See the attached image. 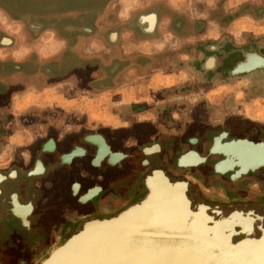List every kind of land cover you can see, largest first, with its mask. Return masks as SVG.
I'll list each match as a JSON object with an SVG mask.
<instances>
[{
  "label": "flooded vegetation",
  "instance_id": "af4514ba",
  "mask_svg": "<svg viewBox=\"0 0 264 264\" xmlns=\"http://www.w3.org/2000/svg\"><path fill=\"white\" fill-rule=\"evenodd\" d=\"M116 4L119 2L110 3L108 6L113 5L112 7H114ZM11 12L5 10L0 4V177L2 178L0 179V217L4 215L6 220H3L6 222L7 229L13 230V238L9 239L12 240L8 246L22 250V253L17 256L12 254L0 256V262H30L34 256L32 252L35 248H47L54 244L50 240L56 233H60L66 228L67 216L78 214L83 208H87L91 214L78 222L74 226V230L97 219L116 217L146 201L151 195L148 178L155 172H163L175 182L188 181L198 192L199 200L205 206L257 208L259 211L256 219L262 218L263 221L258 220L254 224L252 232L257 240L263 237L259 224L264 225V202L248 205L242 201L247 196L243 193H253V195L259 193L255 189V181L258 180L255 176H258V173L262 172L264 168L232 180L231 176L234 172L219 173L216 171V165L226 160V157L219 153H212V149L217 138H221V145L239 139H247L255 143L264 142V140L254 139L251 135L253 132L235 134L231 127H226L218 132L205 129L200 134H193L187 129L183 130L175 125L176 122L183 121L184 117H181V114L172 115L169 113L166 117L169 123L164 125L179 131L177 138L173 139L172 143L180 144L183 147L182 151L173 157L172 169L167 170L158 163L166 149L159 144L161 141L159 135L161 136L162 133L154 121L153 125L148 126H150V133L155 132L157 139L151 141L147 146L133 143L132 148H128L124 152L116 151L101 132L82 134L78 130H65L64 128L69 125L66 121L72 117L56 109L52 110L49 106L36 104L34 99L30 98L34 95H41L50 87L60 84L70 85L72 90L73 88L74 90L86 88L96 90L124 85L129 76L118 74L123 63L121 57L126 59L125 55L130 54L129 52L124 53L122 50L124 42L122 44L121 41H124V38L120 37L118 27L99 28L96 21L99 13L87 14V17L81 21H69L61 26L62 28L57 25L59 19H47L49 23L47 24L44 20L35 21L24 18L25 29H21L22 25L19 24L21 19L15 17ZM141 15L134 17L126 25L121 23L120 27L123 25V29H128L144 38L150 39L158 36L157 34L160 33L158 23L153 35L143 34L142 30L145 29L146 24L137 23ZM111 19H113V15H111ZM177 21L171 27V31L167 33L168 36H171V33L177 38L179 36L188 38L203 36L209 29L207 26L203 28L202 24H199L202 22L201 20L193 22L191 18L188 20L183 18ZM147 23H149L148 20ZM13 25L16 26L12 33L4 31V26ZM70 27L85 28V31L70 30ZM162 36L163 34L160 33V37L157 38L160 39ZM54 37L62 39L64 45L49 53L48 48ZM83 37L95 38V40L101 37L106 44L101 45V48L95 46L92 51H81L79 46L87 45L85 41H82ZM216 38L203 41L197 46L196 51H193L195 56L190 65L194 69V73L187 78L184 76L186 80L183 87L195 85L191 84L192 79H189L193 75L201 80L202 86L198 90L211 88L210 82H229L230 78L227 72L241 59V52L244 49L254 48L256 52L264 56V44L248 40L249 38L243 39L242 35L229 33L226 21L221 32L216 34ZM134 53L132 52L133 55L129 61L135 62L137 68H132L131 75H135L131 76V81L147 77L145 72L151 71V67L163 65L162 60L158 57L149 58L137 56ZM172 53L170 51L167 55L171 56ZM108 55L113 59V69L110 70L101 68L99 65L103 57ZM212 59H215L213 67ZM145 64L148 67H143ZM259 73L263 74L264 72H255V75ZM186 92H189L190 95L196 94L191 90ZM162 93H156L154 98ZM155 99L158 102L159 99L157 97ZM139 108L140 112L148 109L145 105ZM134 109L137 111V108ZM203 117L206 116H202L201 120L205 121L209 128L211 115L207 116V120H204ZM137 127H140L142 136L147 134V130L144 129L149 127L146 128L144 125ZM134 128L127 129V134L135 132L136 127ZM257 134L258 131L255 130V136ZM96 135H100L104 139L105 146H102L96 138L92 141L87 139ZM190 152L197 153L204 161L199 162L196 166H180V158ZM121 165L128 168L127 181L131 182L125 186L122 193H120L121 185H117V187L95 185L84 192L82 182L84 178L89 175L93 176L95 172L106 177L110 171L118 169ZM38 167H41L42 172H36ZM138 168L141 169V172L137 170ZM83 169L86 174H82ZM66 181L70 182L69 198L65 197L60 189L56 191L53 188L54 185L62 187ZM122 195L126 196L124 198L126 201L129 197L132 198L117 210L113 208L112 204L108 205L105 202L106 197L111 198L110 201H112L113 198L122 199ZM104 204L107 209L102 210ZM18 208L23 209L21 211H29V214L27 213L25 218L22 217L17 213ZM40 216H43L42 223L38 224L41 230H39L36 240L31 241L33 236L30 235L35 233L36 229L38 230L34 219ZM11 221L16 223L15 227H8V223ZM1 227L2 223H0ZM69 236L70 234L66 238L60 239L54 248L62 246ZM45 238L46 241H43Z\"/></svg>",
  "mask_w": 264,
  "mask_h": 264
},
{
  "label": "crops",
  "instance_id": "0c3cea01",
  "mask_svg": "<svg viewBox=\"0 0 264 264\" xmlns=\"http://www.w3.org/2000/svg\"><path fill=\"white\" fill-rule=\"evenodd\" d=\"M118 2L119 4H116L114 7H112L113 5L104 7L102 12H100L97 16L96 21L99 28L105 27L104 29H106L118 27V30H120V37L124 38V41H121L122 44L124 42L122 50L124 53L129 52L130 54L125 55L127 57L126 59L121 57L123 63L121 69L118 67L120 71L118 74L129 76L126 83L115 88L105 87L96 90L89 88L82 90H74L73 88L72 90L70 85L63 86L60 84L50 87L43 94L34 95L30 99H34L36 104H43L45 107L49 106L52 110L56 109L61 113L72 117L66 121L69 125L64 128L65 130H78L82 134L101 132L116 151H127L128 148H132L131 146L133 143L139 146H147L151 141L157 139L155 132L150 133L149 129H144L145 131L147 130V134L142 136L140 127H137L138 125L145 124L153 125L154 121L157 127L161 129L162 133L161 136L159 135L161 140L159 141V144L166 149L164 150V154L158 163L165 169L171 170L173 166V157H175L177 153H180L183 147L180 144L172 143L173 139L177 138L179 131L170 127H165L164 125L169 123L166 117L169 113H172L166 107L169 105L164 103L165 100L161 98L158 102H156L157 100L151 101V99L154 98L156 93H164L177 86L185 84L186 79L184 76L188 77L194 73V69L190 65L192 58L195 56L194 52L196 51L197 46H199L203 41L217 39L216 34L221 32V28L224 26L222 19H219L221 14L219 16H217V14H219V11L223 10V8H225L224 10L226 11H230L229 13H231V15H235L234 19H232V23H230V25L232 24L231 28L235 27V29L238 30L235 35H242L243 39L254 37L255 41L264 44V0H255V3L253 2L255 10H252L251 8L245 9L247 4H252L251 0H119L117 3ZM197 7H202L203 10L197 9ZM197 10H199V12H197ZM153 12L157 15L159 32L163 34L160 39L157 38L160 37L159 32V34H157L158 36H154V38L149 39L138 36L128 29H123V25L120 27L121 23L126 25L128 22H131L134 17H139L141 14H150ZM251 12L253 13L251 14ZM111 15H113V19H111ZM182 16L186 20L191 18L193 22L201 20L202 22H199V24H202L203 28L207 26L209 29L203 36L198 35L191 38L179 36L177 38L173 36V33L170 34L172 37L168 36L167 33L171 31L173 24L178 22L177 20L183 19ZM144 22L147 23L146 21ZM151 22L153 23L154 21L151 20ZM194 24L199 25L197 23ZM228 26L229 25H227V27ZM99 30L101 31L102 29ZM230 33L232 32L230 31ZM62 41V39L54 37L48 48L49 53L56 51L61 47V45H64ZM82 41H85L87 45L79 46L81 51H92L95 46L97 48H101V45L103 46V44H106L101 37H98L97 40H95V38L88 39L83 37ZM170 51L173 52L171 56L167 55ZM132 52H135L134 54L137 56L149 58L158 57V59L162 60L163 65L151 67V71L145 72L147 77L136 78L134 79L135 81H131V76L135 75H131L132 68H137L135 62L129 61L133 55ZM112 62L113 59L108 55L103 57V60L99 63V65L101 68L110 70L113 69ZM182 64H185L184 67H182ZM145 66H147V64L143 65V67ZM225 87L226 86L219 85L217 88L209 91L204 97L207 98V96H211V94L216 93L217 90L219 91ZM261 98L262 99H257V101L255 99V121L259 120V117H257L259 114L263 115L262 117L264 119V95ZM193 100L197 101L196 99ZM201 101L203 100L201 99ZM256 102L260 103V106H257ZM143 105L147 106L148 109L144 112H140L141 110L139 111V107ZM134 108H137V111ZM156 117L159 119L157 120ZM76 124L78 125L74 126ZM131 127H136L135 132L133 131L136 136L131 132L127 134V129ZM137 170L141 172L140 168ZM38 171H42L41 167H38L36 172ZM128 172L129 170L125 165H121L118 169L110 171L106 177L99 172H95L93 176L89 175L83 179L82 182L84 192L91 189L95 185H102L104 187H117V185H121L120 193H122L125 186L131 183L129 180L127 181V177L129 175ZM82 174H86L84 169ZM255 177L258 179L255 181V189H257L259 193L255 195V202H248L250 205H254V203L262 204L264 202V170L258 173V176ZM69 186L70 182L66 181L62 187L54 185L53 188L56 191L57 189H60L62 194L69 198ZM125 197V195H122V199L113 198L112 201H110L111 198L106 197L105 202L108 205L112 204L113 208L117 210L122 207L125 202L132 198L129 197L126 201L124 199ZM244 199L249 200V197ZM103 206L104 209L102 208V210H105L106 205L104 204ZM258 211L255 212V216L258 215ZM90 214L91 213H89L87 208H83L78 214L67 216L66 223L69 225H66V228L60 231V233H56V235L51 238L50 242H54V244L47 248L42 247L41 249H37L36 247L32 252L34 256L30 259V262L40 261L45 256L47 251L49 252L52 248H54L55 244L60 239L66 238L69 234H71L74 230V226H76V224H78L81 220L89 217ZM1 217L0 223H2V227L0 228V256H7L11 254H15L14 256L20 255L22 250H16L14 247L11 248L8 246L12 240L9 239L13 238V230L7 229V226L5 225L6 222L4 221L6 220V217L4 215ZM244 217L246 216H239V218ZM42 220L43 216L35 218L34 224L38 227V224ZM222 220L223 218L219 221ZM259 221H262V219H259ZM217 222L218 221L214 223ZM247 223L249 224L250 221L247 220V222H243L245 225ZM211 224H209L210 227H212ZM245 225L242 226V228L240 227L238 233H235L233 240H238L235 242H253L255 246L262 243L264 244V241L262 240V238H264V234L260 241H258L255 239L254 232H250L251 226ZM263 228L264 225L261 226V224H259V229L261 231ZM36 230L35 233L30 235L33 236V238L30 239L31 241L36 240L39 227L38 230ZM196 230L197 227H195L194 232H196ZM199 231L200 230H198V232ZM18 233L21 232L18 231ZM225 239L231 238L225 237ZM44 240L46 241V238L43 239V241ZM186 249L191 254L200 255V253H195L191 246L186 247ZM204 254L200 256H203L205 259L206 256H208L207 260H204L203 262H210L212 260L211 252ZM253 256L254 260H250L246 255L242 262L244 264H248L247 262H251L250 264H259L256 261V258L261 256L264 257V254L260 255L254 253ZM14 263L15 262H0V264ZM19 263L20 262H18V264Z\"/></svg>",
  "mask_w": 264,
  "mask_h": 264
},
{
  "label": "bare ground",
  "instance_id": "6f19581e",
  "mask_svg": "<svg viewBox=\"0 0 264 264\" xmlns=\"http://www.w3.org/2000/svg\"><path fill=\"white\" fill-rule=\"evenodd\" d=\"M216 151L221 153L222 148L218 146ZM198 164L199 160L195 155H188L183 159L184 166H196ZM232 167L233 164L227 162L220 165L219 169L222 172H226ZM40 172L42 171H38L37 173ZM0 179L2 178L0 177ZM148 185L151 195L146 201L126 210L121 216L115 217V219H107L100 222L93 221L86 223L85 226L82 225L81 233L77 237V241L74 242L75 250L68 252L66 256L62 255L58 262H53L52 264H123L122 262H125V257L121 254L120 246L122 244L125 245L128 241L130 244L131 240L143 236L154 238L153 242L155 244H149L152 247L166 244L168 243V239L182 241L189 239L194 244H206L205 250L211 251L214 248L218 252V256L210 261L214 262L213 264H230L229 261L245 257L246 255L248 259L254 260V253L264 254L263 243L255 246L253 242L240 241L234 243L233 238L223 240L222 234L238 231L240 225H232V223L225 220L214 223L212 220L219 212L226 213L231 217L248 216L253 214V212H257V208L235 206L212 208L205 206L199 200L198 192L193 187L192 189L188 188V185H190L188 181L175 182L169 175L163 172H155L149 176ZM21 210L23 209L18 208L17 213L25 218V215L29 214V211ZM244 220L250 221V232H252L254 224L257 223L255 221L258 220L251 217ZM204 222L212 223L211 225L215 231L214 234L218 239L217 242L194 236V234H197V236L202 235L203 238L202 233L188 234L193 227L195 229L198 224ZM192 224H195V226H191ZM261 232L264 234V228ZM149 233L151 234L149 235ZM262 240L264 241V238ZM188 243L190 244V242ZM222 244L223 246L221 247ZM253 244L254 246L249 247ZM187 245H181L185 247L172 246V248L161 247L157 249L156 247V249H143V251L138 253L135 264H206L203 261L207 260L208 255L205 259L199 254H191L186 249ZM256 261L259 264H264V257H257ZM129 262L132 261L130 260ZM247 263L250 264L251 262Z\"/></svg>",
  "mask_w": 264,
  "mask_h": 264
},
{
  "label": "rangeland",
  "instance_id": "374dc122",
  "mask_svg": "<svg viewBox=\"0 0 264 264\" xmlns=\"http://www.w3.org/2000/svg\"><path fill=\"white\" fill-rule=\"evenodd\" d=\"M119 0H0V4L5 10H8L9 12L13 13L15 17H19L21 20L19 24L22 25L21 29H25L24 22L25 19H31V20H44L47 24L48 20H57V25L62 28L64 24H66L69 21H81L84 20V18L87 17V14H98L101 12L102 8L104 6H108L110 3L117 2ZM191 1V0H189ZM252 4L249 3L245 6V9L251 8L252 10H255V0H251ZM254 2V3H253ZM197 9H202V7H197ZM219 11V14L217 16L220 17L219 19H222L223 23L226 21L228 26V32L230 31L235 35L238 30L235 29V27L231 28L230 23H232V19H234L235 15H231L229 13L230 11L224 10ZM250 10V11H252ZM199 12V10H197ZM253 12H251L252 14ZM5 17V16H4ZM64 19V20H63ZM16 25L13 26H4V31L6 33H12L13 29ZM214 29V27H213ZM248 40H255L254 37L249 38ZM247 40V41H248ZM246 43V42H245ZM260 63V61L256 58H251L250 65H256ZM185 64H182L184 66ZM249 65V66H250ZM187 78V76H185ZM192 79L191 86H177L170 91L164 92L160 95H157L156 97L160 100L163 98L165 100V104L169 105L166 106L170 111H172L173 114L178 113L181 114V117H184L183 121H178L175 124L177 127L181 129H187L188 131L192 132L193 134H200L202 130L209 129L212 131H221L226 127H231V129L234 131L235 134H244V133H250L253 132L254 139H261L264 140V119L263 115L259 114L257 117H259V120L255 121V99H262L264 95V73L256 74L253 73L248 76H242L237 78H230L228 79L229 82L224 83L218 81L216 82H210L211 88H205L203 90H198L199 87H201L202 83L199 77L194 76L189 77V79ZM184 80V78H183ZM194 80V81H193ZM226 84V85H225ZM219 85H225V88L217 90L216 93L211 94V96L204 97L210 90L217 88ZM195 86V87H194ZM195 90H192V89ZM187 90L195 91L196 94H189V92H186ZM155 97V98H156ZM153 98L151 101H156V99ZM216 98V99H215ZM193 99H196L197 101H194ZM201 99L203 101H201ZM158 100V101H159ZM199 101V102H198ZM263 102V101H261ZM163 104V103H162ZM257 106H260V103L256 102ZM211 115L210 127L208 128L205 121H202L203 119L207 120V116ZM197 117V118H196ZM199 117H201L199 119ZM174 125V126H175ZM146 128L149 127L148 124L144 125ZM150 129V128H148ZM255 130L258 131V134L255 136ZM189 189H192V186H188ZM247 194L249 196L248 199L243 198V203H246L250 205L248 202H255V195L253 193H243ZM249 194V195H248ZM247 196L245 198H247ZM251 196V197H250ZM253 196V197H252ZM255 204V203H254ZM218 216H215L212 218L213 222L219 221L223 218V220L229 221V223H232V225H240L244 226L243 222H247V220H244L248 217L256 219L255 212L249 216H246L244 218L238 217H231L227 215L226 213H217ZM220 218V219H219ZM1 220V219H0ZM15 222H9L8 227H15ZM210 223H201L197 225V230H200L198 233H202L203 236L206 238H202L201 236H197V234H194V236L199 237L201 239H210L214 242H217V238L214 234V228L210 227ZM195 226V224H192L191 226ZM246 225H249L248 223ZM245 225V226H246ZM239 227V228H240ZM85 228V227H84ZM194 232V227L188 232V234L196 233ZM238 233V231H232L228 233L222 234L223 239L225 237L228 238H234L235 233ZM151 233H149L150 235ZM193 235V234H192ZM148 236L143 237H137L134 240L129 241L121 247V254L125 257V262H122L123 264H135L137 260V255L143 249H156V247L149 246V244H155L154 238H147ZM168 243L159 245L157 249L161 247H172V246H181L184 244H188L187 246H193L191 247L195 253H200V255L204 253L211 252L212 259H215L218 256V252L215 251L214 248H212L211 251L205 250L207 247L206 244L198 243L194 244V242H191V240L186 239V241L182 240H175V239H168ZM190 242V244L188 243ZM240 242V241H239ZM236 243V242H234ZM233 243V244H234ZM223 244L221 245V247ZM254 246L251 245V247ZM185 247V246H181ZM231 247V246H230ZM229 247V248H230ZM223 249V248H222ZM217 254V255H214ZM205 255V254H204ZM202 257V256H201ZM245 257H239L236 258L234 261L229 262L230 264H244L242 261ZM123 259V258H122ZM132 262H129V261ZM206 264H213L214 262H203ZM14 264H18V262H15ZM19 264H23L20 262ZM25 264H32L31 262H26Z\"/></svg>",
  "mask_w": 264,
  "mask_h": 264
},
{
  "label": "water",
  "instance_id": "95a60500",
  "mask_svg": "<svg viewBox=\"0 0 264 264\" xmlns=\"http://www.w3.org/2000/svg\"><path fill=\"white\" fill-rule=\"evenodd\" d=\"M147 20L149 21V23L144 22V21L147 22ZM151 20L154 22L152 23ZM137 23L140 25L141 23L146 24L144 26L146 30L145 29L142 30L143 34L153 35L157 26V15L155 12L141 15ZM69 29L85 31V28L79 29V28L70 27ZM210 50H212V47H210ZM252 57L258 59L260 63L256 65L255 64L250 65ZM211 61H212L211 65L213 67L214 66L213 64L215 63V59H212ZM255 72H264V56L256 52L254 48H247L241 52V59L237 61V63L233 68L228 70L227 74L229 78H237L242 76H248ZM95 138L101 142L102 146L106 145L104 139L100 135L89 137L87 139L92 141ZM218 146L222 148V152L219 154L225 156L226 160L221 161L219 164L216 165L215 167L216 171L219 173L234 172V174L231 176L232 180H236L238 178L248 175L249 173H253L264 168V142L255 143L247 139H243V140L239 139L221 145V138H217L215 140V145L212 149V153L215 154L218 153V151H216ZM188 155H195L198 158L199 162L204 161V159L200 158V156L195 152H190ZM188 155H184L180 158L179 160L180 166H184L183 159ZM227 162L233 164V167L229 171L227 170L226 172H222L219 169V166ZM118 216H121V214ZM107 219L109 218H101L95 221L100 222V221H105ZM111 219H115V217ZM82 228L83 227L81 226L73 230L70 236L67 239H65V243L62 246L52 248L49 252L48 251L46 252L45 256L40 261L31 262V263L52 264L53 262H58V260H60L62 255L66 256L68 252H72L73 250H75L74 242L77 241V237L80 235ZM22 263L24 264L25 262Z\"/></svg>",
  "mask_w": 264,
  "mask_h": 264
}]
</instances>
